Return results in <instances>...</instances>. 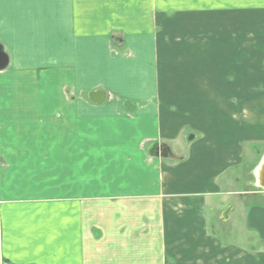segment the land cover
<instances>
[{
  "label": "crops",
  "instance_id": "0c3cea01",
  "mask_svg": "<svg viewBox=\"0 0 264 264\" xmlns=\"http://www.w3.org/2000/svg\"><path fill=\"white\" fill-rule=\"evenodd\" d=\"M246 3L0 0V264H264V30L245 27L264 19ZM71 93L97 107L79 132L141 146L90 195L85 156L71 184L53 142L17 138L54 133L39 118Z\"/></svg>",
  "mask_w": 264,
  "mask_h": 264
},
{
  "label": "rangeland",
  "instance_id": "374dc122",
  "mask_svg": "<svg viewBox=\"0 0 264 264\" xmlns=\"http://www.w3.org/2000/svg\"><path fill=\"white\" fill-rule=\"evenodd\" d=\"M246 7H247V13H255L261 16V18L264 19V0H246ZM220 7L222 6L223 2H219ZM231 9H226L224 8L225 14L228 13V11H235L236 8L235 6L231 5ZM219 21L216 20V26L218 25ZM220 23V22H219ZM221 25V24H219ZM247 29H253V30H264V20L261 22L259 21H247V24L245 25ZM66 96V102L68 103L65 105L66 113L61 109L60 115H55L54 117V122H52V118L47 119L45 118H39V123L40 124H49V125H56L54 130L55 132H37V133H27V134H17V138L23 141H27L28 143L35 142L36 145L38 143L39 147V153L43 154L46 156V153H55V157H61L60 159H64L65 162V167L64 169L66 170L69 168V175L71 174L72 177H68L67 181H69L71 184L74 182V178H79L80 175V169H79V163L82 161V157H86V171H87V194L90 195L92 194L91 192L94 191L93 189V181H94V172L95 169L100 167L102 169V172L104 173L103 178H105V174L110 172V161H111V156L114 155L118 156L119 155V160L121 161L122 159H126L124 157H127L126 154H123L124 152L126 153L128 150V147H132L134 152L137 154L135 155V160H139V154H140V148L135 147L137 146L136 143L127 140L130 142V144H126V142H122L123 139H119L118 137L115 136V133L112 135L114 136L115 139H109L107 133H103L102 136H106V138L103 137V139H99V137H96L95 134L89 133V132H79V129L81 131L87 130L90 131L92 130L94 125H88V124H95V120L97 117L94 115H91L90 113L86 114V117L82 116L81 118L77 117L76 115L79 113V109H86V110H91V109H97L96 106L90 104L88 95H80L77 96L75 93H71L70 96H74L69 98ZM77 100H76V98ZM112 106V105H111ZM110 108V107H109ZM81 115H83L81 113ZM92 116V117H90ZM83 118H86V122L82 121ZM95 119V120H94ZM105 119V118H103ZM88 120L92 122H88ZM86 123V124H85ZM85 124L86 127L83 125ZM44 130L47 129V127L43 128ZM107 129V126H106ZM47 142L54 143L55 149L50 152L47 149V146L49 144H46ZM58 142H62L61 145L58 144ZM135 144V145H134ZM113 145V146H112ZM43 147V148H42ZM136 150V151H135ZM30 153V152H29ZM145 153L143 151L142 153V161H144ZM42 156V155H41ZM81 157V160L80 158ZM98 157V160L100 161L101 165H96L97 162L94 160ZM103 159V162L101 160ZM58 161V158H56ZM69 162V164L67 163ZM149 162L148 157L147 161H145L144 165ZM256 163V162H255ZM254 163V164H255ZM253 164V165H254ZM55 168L59 167L58 164L56 166H53ZM81 167H84L82 165ZM121 168V166H120ZM46 178L45 180H40L38 181V186L42 188H47V185H50L51 183L53 184H58L56 181L58 178L55 177L53 182H49L52 178L50 172H44ZM65 174V171H64ZM42 176V174H40ZM59 176V175H58ZM64 176L63 174L60 175V177ZM66 181H60V184H64ZM103 188L101 193L103 194L109 193L111 185H109V181L103 180ZM100 192V191H98ZM231 203L238 204L239 201L235 197H231L230 199ZM249 203V202H248ZM230 208V205L227 207V209ZM232 231H235V228H233V225H231ZM237 231H239L238 228H236ZM254 235L247 233V243L245 246V250H249V248L253 247V244L255 243L254 241Z\"/></svg>",
  "mask_w": 264,
  "mask_h": 264
},
{
  "label": "water",
  "instance_id": "95a60500",
  "mask_svg": "<svg viewBox=\"0 0 264 264\" xmlns=\"http://www.w3.org/2000/svg\"><path fill=\"white\" fill-rule=\"evenodd\" d=\"M9 62L10 61L8 55L6 54L3 46L0 45V71H4L5 69H7L9 66ZM106 96L107 94L103 91H95L90 94L89 98L92 103L102 105L106 101ZM261 168H264V159Z\"/></svg>",
  "mask_w": 264,
  "mask_h": 264
},
{
  "label": "flooded vegetation",
  "instance_id": "af4514ba",
  "mask_svg": "<svg viewBox=\"0 0 264 264\" xmlns=\"http://www.w3.org/2000/svg\"><path fill=\"white\" fill-rule=\"evenodd\" d=\"M157 153H158L157 155L163 156V157L166 155V152H164V150H160V149H159V151ZM263 159H264V157L262 158V160H261V162H260V164L258 166V169L256 170L257 173H259V171L262 169L261 167H262Z\"/></svg>",
  "mask_w": 264,
  "mask_h": 264
}]
</instances>
